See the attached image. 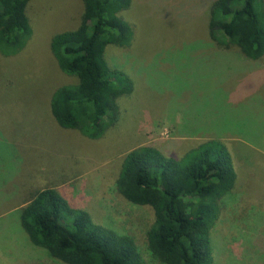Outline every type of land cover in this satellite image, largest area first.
I'll list each match as a JSON object with an SVG mask.
<instances>
[{
    "label": "rangeland",
    "instance_id": "rangeland-1",
    "mask_svg": "<svg viewBox=\"0 0 264 264\" xmlns=\"http://www.w3.org/2000/svg\"><path fill=\"white\" fill-rule=\"evenodd\" d=\"M213 1L133 0L123 11L132 40L109 45L106 59L134 91L118 100L117 121L99 139L61 127L50 106L56 88L77 82L59 69L50 42L78 27L83 0L30 1L33 36L19 54L0 53V264H67L22 227L33 172L36 190L55 187L97 223L132 236L147 264H161L148 244L152 208L117 189L122 162L140 145L182 156L207 139L229 146L238 174L212 230L213 264H264V57L212 39Z\"/></svg>",
    "mask_w": 264,
    "mask_h": 264
},
{
    "label": "trees",
    "instance_id": "trees-1",
    "mask_svg": "<svg viewBox=\"0 0 264 264\" xmlns=\"http://www.w3.org/2000/svg\"><path fill=\"white\" fill-rule=\"evenodd\" d=\"M30 1L0 0L4 56L19 54L33 36ZM132 2L83 0L78 27L52 37L50 48L59 69L77 78L56 88L50 99L61 127L99 139L117 121L118 100L134 91V81L110 66L106 50L109 45H130L132 25L123 11ZM208 20L209 33L219 45L237 46L251 60L264 57V0H214ZM233 158L220 139L202 140L182 156L166 155L150 144L126 154L117 189L131 203L152 208L148 244L161 264L214 263L212 230L220 202L237 184ZM24 202L23 229L52 257L67 264H147L132 236L97 223L55 187L35 191Z\"/></svg>",
    "mask_w": 264,
    "mask_h": 264
},
{
    "label": "crops",
    "instance_id": "crops-1",
    "mask_svg": "<svg viewBox=\"0 0 264 264\" xmlns=\"http://www.w3.org/2000/svg\"><path fill=\"white\" fill-rule=\"evenodd\" d=\"M36 181H37V178L35 176V172H33L31 178L26 181V185H27L26 188H24L27 190V193L30 192L29 196H31L35 191L39 190L38 188H37V190L35 189ZM24 198H26V197L24 196ZM23 205H25V202L22 204V206Z\"/></svg>",
    "mask_w": 264,
    "mask_h": 264
}]
</instances>
